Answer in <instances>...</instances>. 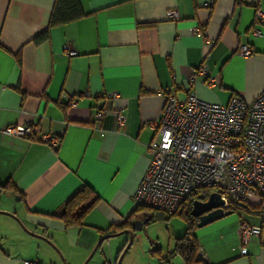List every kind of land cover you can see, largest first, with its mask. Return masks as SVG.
I'll list each match as a JSON object with an SVG mask.
<instances>
[{
	"label": "crops",
	"instance_id": "obj_1",
	"mask_svg": "<svg viewBox=\"0 0 264 264\" xmlns=\"http://www.w3.org/2000/svg\"><path fill=\"white\" fill-rule=\"evenodd\" d=\"M79 2L86 16L47 28L54 0H0V131L25 123L38 130L32 139L0 134V185L10 181L15 189L0 190V264H115L127 234L91 253L136 207L132 199L149 166L161 93L226 104L234 96L251 102L264 92V17L254 19L264 0L239 6L235 0ZM169 10L177 19L166 17ZM196 27L201 34L191 33ZM47 30L45 41L33 42ZM65 45L74 55L63 53ZM241 47L250 49L248 58L240 56ZM201 63L216 86L201 79L188 86ZM110 93L118 98L107 102ZM98 109L103 116L95 122ZM118 113L126 117L122 126ZM45 133L58 140L56 147L40 140ZM83 184L97 203L80 227H65L53 216ZM245 205L258 210L255 201ZM257 215L239 210L196 228L201 264H264V232L244 248L237 232L240 220L257 225ZM129 258L120 264H131Z\"/></svg>",
	"mask_w": 264,
	"mask_h": 264
},
{
	"label": "built area",
	"instance_id": "obj_2",
	"mask_svg": "<svg viewBox=\"0 0 264 264\" xmlns=\"http://www.w3.org/2000/svg\"><path fill=\"white\" fill-rule=\"evenodd\" d=\"M166 17L177 19L174 10L167 11ZM263 17V10L256 9L255 22L260 23ZM201 31L196 27L191 33L199 35ZM62 50L67 56L74 55L67 45ZM239 53L243 58L251 55L248 47H241ZM198 79L208 88L217 84L204 63L192 71L188 86ZM161 96L163 107L159 119L152 124L153 137L147 145L149 166L133 195L134 204L174 215L185 202L207 188L223 193L220 195L224 209L233 207L238 212L240 204L255 201L254 206L260 210L258 224L242 220L238 223V237L244 248L252 237L264 232V92L251 102L234 96L226 104H209L194 94L178 99L171 91ZM117 98L115 93L105 96L107 102ZM102 116L103 110L98 109L93 120L98 122ZM125 120L123 113L116 115L118 126ZM37 132L34 125L25 123L6 126L0 134L32 139ZM40 140L54 147L58 145L50 134H41ZM197 259L205 261L201 249ZM21 263L40 264L36 260Z\"/></svg>",
	"mask_w": 264,
	"mask_h": 264
},
{
	"label": "trees",
	"instance_id": "obj_3",
	"mask_svg": "<svg viewBox=\"0 0 264 264\" xmlns=\"http://www.w3.org/2000/svg\"><path fill=\"white\" fill-rule=\"evenodd\" d=\"M242 3L243 0H235V5L237 6ZM84 16L86 15L81 8L79 0H54L47 28L70 24L80 20ZM47 35L48 30L36 36L33 39V42L36 44L41 43L47 39ZM4 189L11 190L13 192L15 191L10 181L6 182L4 185H0V190ZM211 193L223 194L216 188H207L182 205L179 214L184 218V222L186 224L185 232L182 236L175 238L172 251L168 252L165 257L160 258L159 261L161 263L169 262V260L175 256L180 257L183 264H201L203 262L197 259L199 247L197 246L196 238L194 236L197 220L191 217L190 211L192 201L198 200L205 202ZM96 203L97 199L94 198L91 189L87 185L83 184L64 203L61 214L53 217L61 220L65 227H80L84 217ZM238 208L248 214H258L260 211L259 209H252L245 204H240ZM225 210L237 213L236 209L233 207H228ZM170 216L171 215H167L160 211L136 206L124 224L117 227H111L108 231L110 234H116L126 229H130L132 227L133 219L137 218L147 219V222L145 223L146 226L153 222H166L169 220ZM121 252L122 249L118 252L116 260ZM152 252L159 253V247L157 248L153 245V243H151L150 248V253ZM159 255L160 253L158 256Z\"/></svg>",
	"mask_w": 264,
	"mask_h": 264
},
{
	"label": "rangeland",
	"instance_id": "obj_4",
	"mask_svg": "<svg viewBox=\"0 0 264 264\" xmlns=\"http://www.w3.org/2000/svg\"><path fill=\"white\" fill-rule=\"evenodd\" d=\"M235 214L236 213H233L232 215ZM4 226L5 225L0 222V231L4 230ZM185 227L184 218L179 212L171 215L166 222H153L144 226L142 231L136 233V241L125 251L122 259L130 257V261H132L131 264H140V262H142V264H183V261L178 256L171 258L169 262L161 263L159 260L165 257L168 251H172L174 244L173 239L182 236L185 232ZM173 234L175 236H173ZM151 236L153 237L150 241ZM156 240H158V242ZM152 242L154 246L157 248L159 247V256V253H150ZM146 255H148V257L145 258Z\"/></svg>",
	"mask_w": 264,
	"mask_h": 264
},
{
	"label": "water",
	"instance_id": "obj_5",
	"mask_svg": "<svg viewBox=\"0 0 264 264\" xmlns=\"http://www.w3.org/2000/svg\"><path fill=\"white\" fill-rule=\"evenodd\" d=\"M1 213L6 214L8 216H13L8 213H3V212ZM232 214H233L232 211L224 209V201L221 199V195L219 193L209 194L205 202L194 200L192 201V204H191L190 215L191 217L197 220L196 228L205 227L215 221L228 217ZM146 222H147V219H143V218L133 219L132 227L130 229H126L116 234L105 235L104 237L99 239V241L95 245L91 254L95 253L101 247L104 240H107L109 238H113L119 235L127 234L128 239L123 245L122 252L120 253L115 263V264H120L125 251L130 247V245L134 241H136L137 239L136 233L142 231V228L145 226Z\"/></svg>",
	"mask_w": 264,
	"mask_h": 264
}]
</instances>
